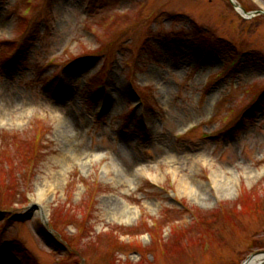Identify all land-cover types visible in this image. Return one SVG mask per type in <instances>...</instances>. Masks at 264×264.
<instances>
[{"label":"rangeland","instance_id":"374dc122","mask_svg":"<svg viewBox=\"0 0 264 264\" xmlns=\"http://www.w3.org/2000/svg\"><path fill=\"white\" fill-rule=\"evenodd\" d=\"M6 97L0 264H242L264 249V17L228 0H0Z\"/></svg>","mask_w":264,"mask_h":264},{"label":"bare ground","instance_id":"6f19581e","mask_svg":"<svg viewBox=\"0 0 264 264\" xmlns=\"http://www.w3.org/2000/svg\"><path fill=\"white\" fill-rule=\"evenodd\" d=\"M118 97H116V101H118L117 99ZM116 101H115V104H116ZM112 102V103H111ZM119 102V101H118ZM13 103L14 101L10 98V97H6L4 99L1 100V103H0V106L3 108L4 107V110L10 112L14 107H13ZM111 104L114 106V101L113 99L110 100L109 102V105L111 106ZM12 106V107H11ZM62 106H60L58 108V110H61ZM63 121H64V126H65V131H66V134H69V136H71V145L74 146L76 143H77V138H78V128L75 126V124L73 123V121L68 118V117H64L63 118ZM122 154L124 155H129V152L125 149V148H122ZM72 153L74 155H77L78 153H80V148L76 147L75 146V149H72ZM120 159V158H119ZM124 170H123V175L124 176H127L128 173H129V169L125 166L124 164ZM247 264H264V256H260V257H255L253 259H251L250 261H248Z\"/></svg>","mask_w":264,"mask_h":264},{"label":"water","instance_id":"95a60500","mask_svg":"<svg viewBox=\"0 0 264 264\" xmlns=\"http://www.w3.org/2000/svg\"><path fill=\"white\" fill-rule=\"evenodd\" d=\"M257 256H264V252H261V253H258L256 255H252V256L248 257V259H246V261L244 263H242V264H247L248 261H250L251 259H253V258L257 257Z\"/></svg>","mask_w":264,"mask_h":264},{"label":"trees","instance_id":"16d2710c","mask_svg":"<svg viewBox=\"0 0 264 264\" xmlns=\"http://www.w3.org/2000/svg\"><path fill=\"white\" fill-rule=\"evenodd\" d=\"M256 245V244H255Z\"/></svg>","mask_w":264,"mask_h":264}]
</instances>
